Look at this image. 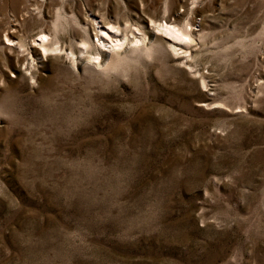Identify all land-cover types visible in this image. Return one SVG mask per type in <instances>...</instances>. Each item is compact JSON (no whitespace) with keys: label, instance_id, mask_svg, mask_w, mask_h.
<instances>
[{"label":"rangeland","instance_id":"374dc122","mask_svg":"<svg viewBox=\"0 0 264 264\" xmlns=\"http://www.w3.org/2000/svg\"><path fill=\"white\" fill-rule=\"evenodd\" d=\"M0 264H264V0H0Z\"/></svg>","mask_w":264,"mask_h":264},{"label":"bare ground","instance_id":"6f19581e","mask_svg":"<svg viewBox=\"0 0 264 264\" xmlns=\"http://www.w3.org/2000/svg\"><path fill=\"white\" fill-rule=\"evenodd\" d=\"M92 20L95 24L101 25L99 34L95 36L98 37L97 42L99 43V46L102 47L101 49L98 47L96 48L95 44L90 42L87 34H85V38L79 43L80 52L86 51L87 49H91L92 46H95V49L99 53H113L117 58L120 57L121 54H119L118 51L122 50L125 46L126 39L123 35V30H121L118 23L111 21L103 22L102 20L98 22L97 18H93ZM150 22L156 30V32L151 35L154 38L152 43H158L160 46L168 44L172 48H175L177 45H186L193 39V33L190 31L191 26L189 23L180 25V23L176 20H165L159 22L151 20ZM135 30L141 31L138 27H136ZM131 34L133 35L132 32ZM7 40L9 41V39ZM35 41L38 42L37 46L41 49V53L44 57L60 54L63 51L56 36L51 37L49 34L41 33L39 35V41ZM143 41V39L134 36L132 40H129L128 45H131L130 51H141L147 53L150 50L152 43L149 47H147L144 45ZM70 54L73 56L72 52H70ZM99 60V57L92 58L93 63L97 64V66L100 64Z\"/></svg>","mask_w":264,"mask_h":264}]
</instances>
